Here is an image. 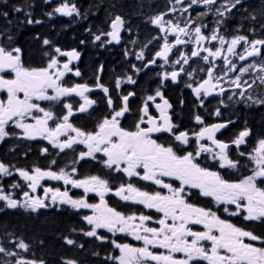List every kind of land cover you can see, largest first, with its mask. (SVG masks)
Returning <instances> with one entry per match:
<instances>
[{
	"label": "snow or ice",
	"instance_id": "snow-or-ice-1",
	"mask_svg": "<svg viewBox=\"0 0 264 264\" xmlns=\"http://www.w3.org/2000/svg\"><path fill=\"white\" fill-rule=\"evenodd\" d=\"M3 2L7 3V0ZM45 2H50V0H45ZM176 2L183 4V0H176ZM240 3L241 0H225V3L215 8V13L222 17ZM197 4H203L211 10L216 0H190L187 6L179 11L181 14L187 13L189 8ZM12 10L14 12L24 11L23 8L15 5ZM170 10L178 11L175 7ZM53 11L66 16L80 15L77 6L70 2L62 3ZM205 14L200 13L199 15ZM8 15L7 11L0 12V16L7 17ZM25 15L29 17L28 24L41 22L31 19V13L26 12ZM166 15L167 13H163L152 17L151 23L156 25L161 32L173 34L175 42L174 44L169 43L167 35L160 37L163 39V46L155 53V56L167 63L169 54L177 45L191 43L196 46L189 55H181L175 60V64L183 62L186 65L192 57H200L209 64L206 71L207 79L194 88L192 84L187 85L192 88L201 106H203V100L200 99L202 96L211 95L217 88L220 94L226 91L220 85V81L224 80L229 72L237 70V65L229 57H238L240 61H244L249 57L260 56L261 49L264 48V39L249 40L245 35H236L228 40L220 34L219 27L212 29L211 33L206 35L203 31L206 25L192 28L191 25L195 21L191 20L181 26L179 23L165 20ZM220 23L222 22H217L218 25ZM124 25L125 20L120 15H116L110 22V31L94 35V40L101 41L104 35L111 38L107 41L108 43L113 41L118 43ZM12 39L13 37L8 35L9 44H0V92L5 93V97L0 98V142L10 135L8 127L11 122L23 131L26 138L42 137L60 151L72 149L77 144L84 145L87 150L79 153L78 159L80 160L85 158L95 160L96 154L102 153L104 159L101 162L107 169L123 173L129 180L138 177L143 181H149L161 189H166L167 192L142 190L131 182L122 183L113 190L109 180L99 175L76 178L77 169L75 167H72L70 172L63 168L53 171L51 168L44 170L34 167L31 171L16 169L30 189L22 193L23 199L13 198L12 194L5 192L3 186H0V201H5L9 208L24 207L32 211L49 207L47 203L49 200L52 204L59 202L77 210L91 209L92 215L83 217L87 225L91 226V230L84 232V235L103 240L105 238L98 235V230L106 229L113 234L131 235L135 240L143 242L142 247H136L113 240L112 244L115 249L119 250V254L109 259L115 264H196V262L264 264V235H257L251 230L234 224L229 219L222 218L211 208L201 207L189 201L190 190L199 189L200 195L213 198L218 206L225 205L222 211L228 213L229 216H241L245 221L264 222V138L258 139L247 154L239 152L240 156L247 155L251 162V174L243 175L235 181L226 179L219 171L202 167L197 161L202 154H208L213 160H218L220 168L239 170L240 162L233 160L228 154L230 144L216 139L215 134L226 128L227 124L205 125L203 118L195 115V122L201 125L199 130H191V134L189 130H179V125L172 120V104L159 88L154 95H148L144 99L140 109L141 114L132 129L122 127L121 120L125 113L130 111L128 100L134 93L123 96L119 107H112L113 100L108 97L110 115L105 117L95 130H82L70 122V117L74 115L72 103L62 105L66 113L60 116H57L52 108L46 109L38 103L39 101L59 102L64 97L75 95L83 99V103L78 108L81 113L95 104L94 100L85 95L91 91L87 84L77 83L66 86L64 81L65 76L70 73L76 77L81 76L79 69L71 66L74 60L79 59L80 54L75 50L64 52L59 47H55L52 54L45 53L49 59L44 66L26 67L21 58V49L9 46ZM213 41H218L219 44L215 50L203 46ZM242 43L243 50L237 52L238 46ZM43 44L49 45L50 41L44 39ZM202 52L206 55L201 56ZM61 57H66L67 60L62 61ZM136 58L142 59L143 52H140ZM217 58L223 59L225 66L223 75L215 74L214 60ZM151 63H155V60ZM253 68H257L255 63L240 68V75L228 80V83L240 89L233 95L241 100L250 104L264 105V94H257L254 97L248 92V89L254 87H264V63L257 68L260 75L251 83L242 80L243 75ZM100 70L102 71V66ZM182 72H184L183 67L170 73L164 72L162 79L177 81ZM193 72H189L188 75L192 76ZM6 74L11 78H6ZM127 82L134 84L135 80L128 77ZM119 85L120 81L117 80L116 86L119 87ZM96 86L105 94L109 92L103 84L97 83ZM231 98L230 96L229 99ZM158 99L160 102H157ZM150 104L154 106L158 115L150 112ZM215 115H220L219 109L216 110ZM28 119L33 122H26ZM50 121L54 126H50ZM72 133L74 135H70ZM159 134H168L170 138L162 141ZM250 135L251 129L245 128L239 131L231 143L239 149L241 145L247 144V138ZM61 137L65 139L61 140ZM193 138L195 145L192 151H188L187 146ZM205 140L211 141V145L201 143ZM47 151V148L43 149V152L47 153ZM55 163V160L51 161V164ZM0 174L11 176L13 172L9 165L0 162ZM165 177L172 178L179 184L174 186L172 183H167L163 179ZM45 180L62 181L65 186L71 185L73 188L83 189L85 195L81 198H73L67 189L61 191L60 188L44 186L42 182ZM11 187L16 189L20 188V185L14 183ZM41 188L43 194H36ZM113 191L114 195L122 201L143 205L147 209H155L156 212L162 213V217L155 221L158 227L148 226V222L153 220L150 215L125 214L110 206L105 197ZM88 193L97 194L99 203L88 202ZM227 206H235V208L230 210ZM201 225L203 230L196 227ZM66 243L73 245L76 242L66 239ZM18 246L25 251L28 249V245L23 241ZM153 249H164L165 251L157 252ZM5 251L4 247H0V253ZM178 253L182 254V257H178L176 255ZM6 254L16 255L13 252ZM16 264H37V262L20 259L16 261ZM39 264H44V262L40 261ZM63 264H77V262L67 259L63 261Z\"/></svg>",
	"mask_w": 264,
	"mask_h": 264
},
{
	"label": "flooded vegetation",
	"instance_id": "flooded-vegetation-1",
	"mask_svg": "<svg viewBox=\"0 0 264 264\" xmlns=\"http://www.w3.org/2000/svg\"><path fill=\"white\" fill-rule=\"evenodd\" d=\"M145 6V15L148 19L145 21V37L147 41H150L153 44V49H144L143 56L145 58L142 67V76L139 75L136 80L141 84L143 82L147 83L146 89L144 92L134 90L135 83L127 82V78L131 77L134 80V76L126 75L124 77L116 78L124 79L120 83L119 87L116 86V81L114 83L111 94H105L102 90L98 89L96 85H93V79H99L100 75H95L92 77L90 75L85 76L84 70L88 67V63L85 64V67L82 70V65L87 62H82V53L79 52L80 58L77 62H72V67L74 69H79L81 76L76 77L74 74H68L65 76L64 81L66 86H72L77 83L87 84L91 91L85 93V95L95 101L91 107L87 108L85 112H79V105L83 103V99L78 96L64 97L59 102L55 101H39L41 107L52 108L57 116H60L66 113V109H63L62 105L64 103L73 104L74 115L70 117V122L75 126L79 127L82 130L93 131L97 128L98 124L107 116L110 115L111 108L109 107L107 100L108 97H111L113 100L112 107H119L122 102V97L128 95L129 93H134V95L129 97L128 107L129 112L125 113L124 118L121 120V126L132 129L133 125L136 123L140 116V109L142 108L143 101L147 95L155 94V91L159 88L163 91L164 97L172 104L171 115L172 120L175 124L179 125V130H199L201 125L197 124L194 120L195 115H200L205 125H212L217 123H226L227 127L218 131L216 139L222 142L230 144L228 154L233 160H238L240 162L239 170H232L227 168H220L218 160H213L210 155L202 154L197 161L201 164L202 167H207L214 171H219L226 179L229 180H238L243 175H250V169L252 167L251 162L249 161L247 155L240 156L239 152H245L246 154L251 150L254 144L260 138H264V132H259L257 130L258 122L264 121V105L250 104L244 100H241L238 96L233 95V93H238L240 89H236L229 85L228 80L234 78L237 75H240V68L247 67L249 64L255 63L257 68L261 63H264V48L261 49L260 56L249 57L244 61H240L238 57H229L234 64L237 65V70L235 72H229L224 80L220 81V85L226 89L223 94L219 93V88L215 89L211 95L206 97L202 96L200 99L203 100V106L200 104V100L195 96L192 88L187 87L188 84H192L193 88L201 83L204 79H207L206 71L209 67V64L203 61L200 57H192L188 64H175V60L179 59L181 55H189L190 52L196 47L194 44L186 45H177L174 47L169 54V60L165 63L161 58H157L155 53L159 51L163 46V37L167 35L169 43L174 44L175 36L171 33L161 32L160 29L151 23V18L156 15L167 13L164 16L165 20H171L173 23H179L181 26H184L191 20H194L195 23L191 25L192 28L200 25H206L207 27L203 29L206 35L211 33V30L219 27V32L226 39L230 40L236 35H245L249 40L252 39H264V26L256 20L257 17L264 18V0H241V3L238 4L235 8L231 10L230 13H226L224 16H217L215 13V8L219 7L221 4L225 3V0H216V4L212 6L210 10L207 6L203 4L193 5L188 9L187 13L181 14V11L190 0H183V4H178L176 0H142ZM175 7L178 9L176 12H172L170 9ZM200 13H206L203 16H200ZM249 17L250 19H246ZM253 17H255L256 23L252 25ZM218 21H221L219 25ZM127 25L125 21L124 27ZM110 31V25L107 26V32ZM156 37V38H155ZM155 38V39H154ZM187 39V38H185ZM203 46L211 47L213 50L219 47L218 41L207 42ZM227 47V45H225ZM243 43L238 46L237 52L243 50ZM206 55V53H201V56ZM227 55V53H225ZM22 57V56H21ZM62 61H66V57L60 58ZM212 59V58H210ZM152 60H155V63H151ZM23 61V60H22ZM216 65V75L224 74V62L222 58H217L214 60ZM181 67L184 68V72L180 74L177 81H172L171 79L163 80L162 76L164 72H171L174 70H179ZM144 68V70H143ZM257 68L251 69L248 73H245L242 77V80H247L249 83L252 82L260 73ZM203 69V70H202ZM194 70V72H193ZM193 72L192 76H189L188 73ZM6 78H11L6 74ZM144 80V81H143ZM98 81L96 82V84ZM259 82L257 81V84ZM140 84V85H141ZM146 92V93H145ZM248 92L251 93L254 97L257 94H264V87L261 88H251L248 89ZM51 94V93H50ZM232 97L229 99V97ZM5 93L0 92V98H4ZM157 102H160L159 99ZM103 105V107H102ZM219 109L220 115L216 116L215 112ZM149 110L153 115H158L154 106L150 104ZM231 121V123H229ZM26 122L32 123L31 119H28ZM50 126L54 124L50 121ZM245 128L251 129V135L247 138V144L241 145L239 149L231 143V141L236 137L239 131L244 130ZM8 131L10 135L5 137L2 142H0V162L5 163L10 166V170L13 172L11 176H3L0 174V186H3L5 192H13L14 198L23 199L22 193L24 191H30L27 187V182L19 176L16 169H25L31 171L34 167H40L44 170L51 168L53 171H59L63 168L65 171H71L72 167L77 169L76 178L81 179L91 175H99L102 178L108 179L110 186L115 190L120 184H127L131 182L134 186L141 188L142 190L147 191H162L167 192L166 189H161L159 186L152 184L149 181H143L138 177H133L129 180L123 173H117L115 171L107 169L104 164L101 162L104 157L102 153H97V158L95 160L91 158H85L83 160L78 159L79 153L86 151L84 145H74L72 149H65L60 151L58 148H55L48 140L39 137L37 139H28L23 135V131L18 129L12 124L9 123ZM74 135V133L70 134ZM162 141L169 140L168 134H159ZM65 137H61V140ZM206 145H211V141H201ZM195 145V140L193 138L190 141V144L187 146L188 151H192ZM25 147L20 154H17L18 149ZM175 147V145H174ZM184 147V146H181ZM47 148V153L43 152V149ZM55 160V164H51V161ZM75 162V163H74ZM247 165V167H245ZM14 166V167H12ZM165 182L172 183L174 186L178 185V181L172 180V178L165 177L163 178ZM18 183L20 188H12L11 185ZM44 186H50L54 188H60L61 191L67 189L69 194L73 198H81L84 196L83 189L73 188L71 185L65 186L62 181H52L45 180L42 182ZM191 194L189 196V201L197 204L201 207L211 208L213 211H216L218 215L222 218L231 220L234 224L245 228L246 230H251L257 235H264L262 227H264V222L260 221H245L241 216L231 217L228 213L222 211L225 205H217L216 202L211 197H204L199 194V189H191ZM36 194L42 195L43 189H39ZM88 202L90 203H99V196L95 193L87 194ZM105 199L108 201L109 205L116 208L118 211H121L125 214H145L153 217L152 221L148 222L150 227H158L155 221L162 217V213H158L155 209H147L143 205L135 204L132 202L122 201L119 197L113 193L106 195ZM50 205L49 207L39 209L38 211H32L31 209H26L24 207H17V209L28 211L35 218L44 215L54 216L57 213H62L67 215L68 211H74L75 218L77 220L78 229L74 232V236L67 237L64 236V242L66 239H72L75 241V237L78 238V243L76 244L77 249L82 253L79 255L81 257H86L85 247H93V258L97 260L96 264H115V262L109 257L119 254V250L114 248L112 241L115 240L117 243H129L136 247H142L143 242L135 240L131 235L124 233H110L106 229L98 230V235L104 237L105 239H98L97 237H89L84 235V232L91 230V226L87 225L86 221L83 219L85 215H92L91 209H74L70 205L52 204L51 201H47ZM230 210H234L235 206H227ZM199 230H203V226H196ZM90 244V245H88ZM83 245V247H79ZM75 246V244L71 245ZM84 250V251H83ZM153 251L163 252L164 249H153ZM6 253V252H5ZM178 257H182V254H176ZM39 264V262H37ZM81 264H95L88 263L86 259L82 261ZM196 264H206V262H196Z\"/></svg>",
	"mask_w": 264,
	"mask_h": 264
},
{
	"label": "trees",
	"instance_id": "trees-1",
	"mask_svg": "<svg viewBox=\"0 0 264 264\" xmlns=\"http://www.w3.org/2000/svg\"><path fill=\"white\" fill-rule=\"evenodd\" d=\"M14 5L23 8L24 11L14 12L12 10ZM76 6L80 15L74 14L67 17L55 14L53 9L57 6L46 5L45 0H7V3L0 0V12L9 13L7 17L0 16L1 44L8 45L7 36L11 35L13 39L9 46L21 49L22 60L26 67L44 66L49 59L45 53L52 54L55 47H59L62 51H80L82 62L87 61L82 65V70L86 63L89 65L84 70V75L88 76L90 73L100 75L98 80H92L93 85H97L98 81L99 84L107 87L108 93L111 94L116 78L130 73L131 62L126 54V47L131 40V30L129 29V32L124 35L119 47L108 45L107 38L105 41L103 36L101 44L98 45L94 35L106 33L109 21L116 15H120L127 24L131 23L132 30H136L135 26L138 31L142 29L139 31L142 33L146 25L145 10H138L140 9L138 0H79ZM143 6L142 3V9ZM144 9H146L145 6ZM26 12L31 13V19L41 22L28 24L29 17L25 15ZM246 19L250 18L246 17ZM256 20L264 26V18L257 17ZM254 23H256L255 19L252 20L253 26ZM44 39H48L50 44L45 46ZM60 40L62 44L59 43ZM96 45L107 48L102 50L97 58L92 51L97 47ZM111 50L114 53H111ZM131 72H134L133 68ZM141 80L139 83L135 82L134 90L140 88L142 93L147 83L141 84ZM257 130L264 132V121L258 122ZM24 149L25 147L19 148L17 154ZM74 216V211L69 210L67 215L57 213L54 216L42 215L35 218L28 211L7 209L0 203V247H4L7 253L14 250V242L23 241L28 245L24 260L43 261L44 264H63L64 260L72 259L77 264H81L86 259V262L96 264L97 260L92 256L93 247H85L86 257H81L79 255L82 252L76 246L77 237H75V246L64 242V236L72 237L78 229ZM262 229L264 231V227ZM0 264H3V261H0Z\"/></svg>",
	"mask_w": 264,
	"mask_h": 264
},
{
	"label": "rangeland",
	"instance_id": "rangeland-1",
	"mask_svg": "<svg viewBox=\"0 0 264 264\" xmlns=\"http://www.w3.org/2000/svg\"><path fill=\"white\" fill-rule=\"evenodd\" d=\"M64 2H73L75 4V0H50V2H47V4H56L57 6H60L62 3ZM138 3H140V6L138 9L139 11H143L145 10L144 9V6H143V9H142V0H138ZM144 4V3H143ZM77 5V4H76ZM137 7V6H136ZM58 15H62V14H59ZM66 16V15H64ZM144 20L147 21L148 19L146 18V15L144 16ZM136 30H132L133 28H131V23H128L127 24V27H126V30H131V40L130 42L128 43L127 47H126V54L127 56L130 58V62H131V66H130V73L128 75H131V76H137L139 73V69H138V65L139 63H143L146 56L142 59H137L136 56L140 53V52H143L144 49H150V51H152L153 49V44H151L150 41H147V37H145V33H140L139 31H142V29H140L138 31L137 27L135 26ZM126 32V31H125ZM129 32V31H128ZM139 32V33H138ZM104 38H105V41H106V36L102 35ZM156 38V37H155ZM154 38V39H155ZM108 41V40H107ZM106 41V42H107ZM97 43H100L102 42V38H101V41H96ZM47 46V45H45ZM97 46V45H96ZM99 47V46H97ZM80 52V51H78ZM81 53V52H80ZM145 63V62H144ZM131 68H133V71L134 72H131ZM121 82L124 81V79H118ZM138 91H140V88H138ZM141 92V91H140ZM146 93V92H145ZM153 93V92H152ZM152 93L150 95H152ZM148 96V95H147ZM146 96V97H147ZM7 193H10L12 194L13 192H7ZM13 195V198L15 197L14 194ZM0 203L3 205L4 208H7V209H13V208H9L6 206V202L5 201H0ZM14 209H17V208H14ZM20 243V242H19ZM19 243H15L14 244V250L12 251H8V252H13V253H16V255H12V256H9L7 255L5 252L4 253H1L0 254V261H3V264H16V261L17 260H20V259H23L24 257V253H25V250L23 249H20L19 248ZM13 246V245H12ZM4 254V255H3Z\"/></svg>",
	"mask_w": 264,
	"mask_h": 264
},
{
	"label": "bare ground",
	"instance_id": "bare-ground-1",
	"mask_svg": "<svg viewBox=\"0 0 264 264\" xmlns=\"http://www.w3.org/2000/svg\"><path fill=\"white\" fill-rule=\"evenodd\" d=\"M55 41V40H54ZM54 43V42H53ZM59 43H61L62 44V42H61V40H60V42ZM58 43V44H59ZM65 44V43H64ZM67 45V44H66ZM65 46V45H64ZM106 47H95L92 51L94 52V55L96 56V58L98 57V54L99 53H101V51L102 50H104ZM107 49V48H106ZM111 53H114L112 50L110 51ZM95 58V59H96ZM89 66V65H88ZM90 76H92V77H95V73L94 74H89ZM20 241H16V242H14V244L15 243H19Z\"/></svg>",
	"mask_w": 264,
	"mask_h": 264
},
{
	"label": "water",
	"instance_id": "water-1",
	"mask_svg": "<svg viewBox=\"0 0 264 264\" xmlns=\"http://www.w3.org/2000/svg\"><path fill=\"white\" fill-rule=\"evenodd\" d=\"M122 33H123V30L121 31V33H120V41L117 43V42H115V41H113V43L115 44V45H119L120 44V42H121V35H122ZM109 39H111L110 37H109ZM75 61H77V60H74L73 62H75ZM218 133V132H217ZM216 133V134H217Z\"/></svg>",
	"mask_w": 264,
	"mask_h": 264
}]
</instances>
